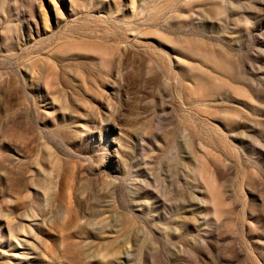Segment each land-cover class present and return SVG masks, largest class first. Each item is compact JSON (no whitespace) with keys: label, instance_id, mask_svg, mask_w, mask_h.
Instances as JSON below:
<instances>
[{"label":"rangeland","instance_id":"obj_1","mask_svg":"<svg viewBox=\"0 0 264 264\" xmlns=\"http://www.w3.org/2000/svg\"><path fill=\"white\" fill-rule=\"evenodd\" d=\"M0 264H264V0H0Z\"/></svg>","mask_w":264,"mask_h":264}]
</instances>
